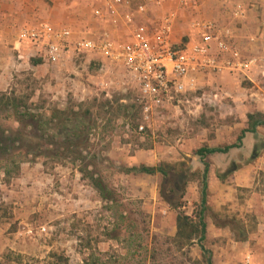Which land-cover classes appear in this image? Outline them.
<instances>
[{
  "label": "rangeland",
  "instance_id": "1",
  "mask_svg": "<svg viewBox=\"0 0 264 264\" xmlns=\"http://www.w3.org/2000/svg\"><path fill=\"white\" fill-rule=\"evenodd\" d=\"M40 23L51 24H35ZM88 30L80 24L75 32L83 35ZM19 44L18 54H28V62L40 60ZM69 56L67 65L20 67L7 91L16 98L30 97V112L45 119L55 115L53 127L64 134L78 131L81 141L56 158L49 151L41 157L16 155L12 159L20 173L9 184L3 181L4 170H14V165L0 161V197L9 213L0 222V264H207L219 247L264 255V129L258 131L253 151L244 149L236 157V166L255 168L249 187H238L237 172L221 168L226 161L214 157L207 209L201 216L204 166L196 152L215 143H237L242 116L231 97L209 105L200 98L222 90L201 85L198 91L178 95L140 134L141 108L122 70L101 71L90 58ZM244 87L247 81H239L235 96L243 99ZM3 111L0 124L15 129L18 124L3 119ZM75 154L86 160L74 161ZM162 164L175 167L168 178L124 173ZM93 177L100 188L93 185ZM179 215L189 216L195 225H201L202 217L205 224L227 227L231 244L225 239L218 246L213 237L201 244L199 239L180 240Z\"/></svg>",
  "mask_w": 264,
  "mask_h": 264
},
{
  "label": "crops",
  "instance_id": "2",
  "mask_svg": "<svg viewBox=\"0 0 264 264\" xmlns=\"http://www.w3.org/2000/svg\"><path fill=\"white\" fill-rule=\"evenodd\" d=\"M156 1L128 0L133 12L137 16L136 21L157 22L165 14L174 12L176 18L173 25L172 39L174 42H181L182 38L186 37V43L197 39L198 30L193 28L194 22H215L220 27L230 31L233 44L241 52L243 60L253 58L264 60V0H186L184 5L179 4V0L172 2L165 0L162 6H157ZM140 4H146L148 7V12L145 16L137 15L136 8ZM110 7L117 8L115 0H0V92H7L12 89L16 72L20 70V67L30 66L33 69H37L44 66L41 60L33 61L38 62V65L28 62L27 59L19 63L17 54L18 51L21 52V45L18 42L17 36L22 28L37 22L47 21L55 27H70L75 31L76 27L84 24V26L90 28V31L88 30L86 33L87 35H93L94 37L95 34L100 33L107 27L114 33V36L119 37L120 31L118 30V32L111 23L113 19L110 11H108ZM99 9L107 15L105 24L94 16V11ZM122 19V17H117V20ZM76 35L79 36L78 34ZM25 55L27 56L28 54L25 53ZM89 58L91 59L92 57ZM70 59V56L65 58L64 62H66V65L69 64L67 60ZM92 61H96L100 68L102 63L105 64L106 69L116 68L111 63L101 61L98 58H94ZM260 72L257 68L252 69L248 74L249 77L245 78L238 73H230L226 70L219 75L205 78L200 85L205 87L207 84H214L216 89L222 90L220 93L215 94L216 97L209 96L206 98L205 102L209 105H215L231 97V101L237 106L234 109L235 112L238 111L242 116V121L238 125L239 129L243 131L248 128L247 120L249 114H255V112L264 114V88L261 87L263 83ZM239 81H247V87L242 89L243 99L238 98L234 93V89H236ZM263 129L264 127H258L255 134L247 133L242 141V148L232 149L227 154L209 155L206 162L209 163L210 170L215 166L212 162L214 157H219L222 161H226L221 168L226 169L227 167H231L229 173L237 172L236 185L243 188L249 187L251 182L249 175L255 168L236 166V157L244 154V149L253 151L255 145H257L255 144L256 141L257 143L259 142L258 131H262ZM223 145L215 143L214 146L205 147H224ZM198 161L203 165L200 157H198ZM221 168H218V170H221ZM223 169L222 171L225 172ZM243 175H248V177H243ZM212 237L219 241L218 246H222L225 242L224 240L228 239L227 227L217 226L213 222L207 223L206 239L211 241ZM230 242H232L230 239L226 241L228 244H231ZM239 244L242 243H236L237 246ZM243 244L245 243L243 242ZM244 250L247 251L248 248L245 247ZM212 263L264 264V255L256 251L250 254L249 252L243 253L231 248L219 247V250L213 256Z\"/></svg>",
  "mask_w": 264,
  "mask_h": 264
},
{
  "label": "built area",
  "instance_id": "3",
  "mask_svg": "<svg viewBox=\"0 0 264 264\" xmlns=\"http://www.w3.org/2000/svg\"><path fill=\"white\" fill-rule=\"evenodd\" d=\"M185 1L179 0V4L184 5ZM164 2L157 0L156 5L162 6ZM115 4L117 8L110 7L108 11L113 19L111 23L120 31L119 37L107 27L93 37L77 36L70 27L40 23L22 28L18 42L28 47L30 57L39 58L45 64H61L68 54H73L77 59L98 58L122 70L133 84L141 108L143 123L137 128L140 134L147 131L152 118L173 104L178 95L198 91L200 83L209 76L227 70L248 78L251 70L257 68L264 88V60H243L230 31L217 23L194 22L197 39L189 43L174 42V12L165 14L157 22H138L128 0H115ZM136 12L145 16L147 5L140 4ZM94 16L104 24L107 21L101 9L95 10ZM117 17L123 19L117 20ZM26 57L20 53L17 58L22 63ZM101 65L100 70L104 71L105 64ZM201 99L206 100V95Z\"/></svg>",
  "mask_w": 264,
  "mask_h": 264
},
{
  "label": "trees",
  "instance_id": "4",
  "mask_svg": "<svg viewBox=\"0 0 264 264\" xmlns=\"http://www.w3.org/2000/svg\"><path fill=\"white\" fill-rule=\"evenodd\" d=\"M33 63L34 65H38V62ZM29 100L30 97H27L26 99L16 98L14 92L12 91L0 93V110L4 109V111H7V113H9L7 114L5 112L6 116L3 119H10L18 124L15 129L5 128L2 124H0V161H11L10 163L14 165V170L8 168H5L4 170L3 181H5V183L7 184H9L10 181L17 177L20 173V165L16 164V161L12 159L16 155L24 154L27 156L32 155L35 157H39L40 155L44 156L46 152L49 151V155L56 158L61 156V150H70L74 146L77 147L79 141H81L79 140L80 134L78 131L66 130V133L64 134L60 127L54 128L53 124L56 119L55 115L51 116L50 119H45L40 115L30 112V108L27 104ZM59 113L61 112H57V114ZM60 115H62V113ZM248 121V128L244 129L241 132L237 143L216 148L203 147L196 152V155L202 159L204 166V170L200 174L202 182L201 216L207 209V189L210 165L208 162H206V158L209 155L227 154L232 149L242 148V141L247 133L255 134L258 127H264V114H249ZM28 129H30V132ZM63 134L65 136H63ZM59 138H62L64 140L63 143L58 140ZM60 144H64V146ZM73 158L74 161L86 160L82 158L81 154H75ZM174 170L175 167L168 164H162L156 167L141 165L140 167L126 169L124 173L134 175L145 174L151 176L160 174L162 177L168 178L170 176V173L174 172ZM92 180L93 185L96 188L101 187L100 183L94 177L92 178ZM1 211L3 212V214L0 215V222L2 221V219H4V217H9L8 207L1 201L0 197V212ZM200 222L201 225L200 223L198 225H195L192 222V219L189 218V216L179 215L177 219V237L180 238V240L187 239L190 242L195 239H199V244H201L206 239V224L204 218L202 217L200 218ZM201 249L204 253L206 252L203 246H201ZM84 264L90 263L86 261L84 262ZM207 264H213L212 259H209L207 261Z\"/></svg>",
  "mask_w": 264,
  "mask_h": 264
}]
</instances>
